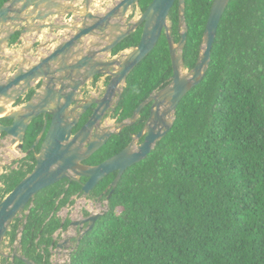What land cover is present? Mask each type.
<instances>
[{"label": "trees", "instance_id": "16d2710c", "mask_svg": "<svg viewBox=\"0 0 264 264\" xmlns=\"http://www.w3.org/2000/svg\"><path fill=\"white\" fill-rule=\"evenodd\" d=\"M7 1L0 0V8ZM152 1L139 0L138 7L144 11ZM213 1L186 0L184 60L190 70L199 57ZM169 19L178 42V0ZM142 31L143 26L114 54L136 46ZM173 73L164 31L155 49L129 74L116 110L119 120L131 117L153 91L169 84ZM150 113L148 105L134 125L114 135L95 155H111L126 146ZM43 126L42 117L33 122L25 150ZM36 162L30 151L15 161L18 167L0 175V202ZM114 176L96 186L94 197ZM82 193V184L68 178L41 190L26 208L31 206L27 220L16 218L7 236L14 241L25 223L26 256L50 264L53 235L71 222L58 213ZM72 264H264V0L230 1L206 76L181 100L168 134L125 171L108 212L73 252Z\"/></svg>", "mask_w": 264, "mask_h": 264}, {"label": "water", "instance_id": "95a60500", "mask_svg": "<svg viewBox=\"0 0 264 264\" xmlns=\"http://www.w3.org/2000/svg\"><path fill=\"white\" fill-rule=\"evenodd\" d=\"M109 1L8 0L0 8V135L4 134L0 149L17 144V149L23 150L31 123L40 116L44 118V126L31 149L37 159L33 171L0 202V252L14 220L23 216L27 220L37 193L64 178L80 182L82 197L88 199L102 179L118 171L109 186L111 192L106 201L109 205L125 171L144 160L168 134L181 100L206 76L219 23L231 0L213 1L200 54L191 70L184 60L188 39L186 0H178L181 35L178 42L173 38L169 19L177 0H153L144 11L138 7L139 0H112L113 4L107 7ZM136 7L140 13L130 19V13ZM141 26L143 31L136 46L109 57ZM44 29L48 30V40L38 42ZM63 30L75 33L58 35ZM164 31L174 71L170 83L153 91L131 117L115 128L102 126L106 113L114 112L119 106L129 74L155 49ZM17 33L20 35L14 45L17 49L9 53ZM97 75L110 77L103 95L83 97V87ZM32 90L35 91L32 93ZM30 93V99L23 101ZM149 104L150 116L128 146L97 165L85 163L113 134L134 125ZM92 107L89 120L74 132L80 117ZM48 115L52 118L50 125ZM3 118L12 122L5 124ZM140 138L144 140L137 144ZM38 144L41 146L36 151ZM5 155V152L0 154V169L4 166ZM82 177H88V180L82 181ZM79 212L82 214L83 209ZM105 213L91 212L85 218L72 220L57 246V252L60 253L62 248L65 250L66 260L55 264H71L72 249L79 248L82 239ZM24 227L25 223L16 236L18 247L22 245ZM72 241L76 246L70 249ZM18 258L26 264H36L23 254H18Z\"/></svg>", "mask_w": 264, "mask_h": 264}, {"label": "flooded vegetation", "instance_id": "af4514ba", "mask_svg": "<svg viewBox=\"0 0 264 264\" xmlns=\"http://www.w3.org/2000/svg\"><path fill=\"white\" fill-rule=\"evenodd\" d=\"M135 15H131L130 16V18H132V17H134ZM44 30H47V29H44ZM44 30L42 31V32H44ZM48 32V31H47ZM18 34V38H19V33H17ZM43 34V33H42ZM59 35V34H58ZM15 36V35H14ZM14 36H13V38H14ZM42 36V35H41ZM41 36L38 38L39 40H38V42L39 41H42V40H40V38H41ZM46 37L48 38V33H47V35H46ZM18 38L16 39V40H14V39H12V41H11V45H10V48H9V53H11V51H13V50H15V49H17V47H14V45H15V42L18 40ZM48 39H46V40H44V41H42V42H45V41H47ZM37 42V43H38ZM55 44V43H54ZM126 51V50H125ZM18 52V51H17ZM119 54V53H118ZM117 54H114V52L112 53V55L110 56V57H113V56H116ZM109 81H110V77L109 76H107V75H97L96 77H94L92 80H90V82H88L84 87H83V94H82V96L83 97H89L90 95H93L94 97H101L102 95H103V93H104V90H105V88H106V86L108 85V83H109ZM39 86H37L36 87V89L38 88ZM35 90H32V93L34 92ZM32 93H30L28 96H27V98H25L23 101H27V100H29L30 99V96L32 95ZM101 93V94H100ZM16 104H18V103H16ZM120 105V104H119ZM150 105V104H149ZM95 105H93V107H94ZM148 106V105H147ZM151 106V105H150ZM93 107L92 108H90V109H88L81 117H80V120H79V122H78V125L74 128V132H77L80 128H82L85 124H86V122L89 120V118L91 117V115H92V113H93V111H92V109H93ZM119 107V106H118ZM117 107V108H118ZM117 108L115 109V111L114 112H107L106 113V115L104 116V118H103V120H102V122H101V124H102V126H106V125H109V126H111V127H113V128H115L117 125H118V123H120V122H122V121H120L119 120V116L116 114V110H117ZM43 118V116H40L39 118ZM140 118V117H139ZM4 119V118H3ZM3 119H2V122L3 123H5V124H10L11 122H12V120H8V119H6L7 120V122H4L3 121ZM38 119V118H37ZM44 119V118H43ZM47 119H48V123H49V125H50V122H51V116H47ZM36 120V119H35ZM34 120V121H35ZM107 120H110V123H106V121ZM33 121V122H34ZM33 122L31 123V125L33 124ZM30 125V126H31ZM30 128V127H29ZM29 128H28V130H27V134H26V139H25V141H24V147H23V150H21V151H24L25 152V156L30 152V151H33V150H31L32 149V146H31V149L30 150H25L24 148H25V144H26V140H27V136H28V132H29ZM125 129V128H124ZM123 129V130H124ZM42 130V129H41ZM122 130V131H123ZM121 131V132H122ZM121 132H119L118 134H120ZM139 132V131H138ZM137 132V133H138ZM137 133H133L132 135H131V140L128 142V144L132 141V139H133V136L135 135V134H137ZM4 134H1V137L3 136ZM114 135H116V134H113L109 139H108V141L105 143V145L104 146H102L96 153H94L88 160H86L85 161V163H87V164H91V165H97V164H99V163H101V162H103L104 160H106V159H108V158H110L111 156H113V155H115V154H117L118 152H120V151H122L126 146H128V144L126 145V146H124L122 149H120V150H118V151H113L112 152V154L111 155H101L100 157H98V156H96L95 154H97V153H99V151L100 150H102L106 145H110L111 143H112V140H113V137H114ZM144 140V138H140L139 140H138V142H137V144H139V143H141L142 141ZM35 142V141H34ZM33 145V144H32ZM41 146V144H38L37 146ZM37 146H36V151H37ZM33 153H34V151H33ZM35 154V153H34ZM131 167V166H130ZM9 171V170H8ZM5 172H7V171H5ZM4 173V172H3ZM2 173V174H3ZM110 174H114L115 176H114V178L112 179V181H111V183L113 182V180L116 178V176H117V174H118V171H114V172H112V173H110ZM109 174V175H110ZM109 175H107V176H109ZM106 176V177H107ZM105 177V178H106ZM104 178V179H105ZM104 179H102L101 181H104ZM82 181H86V180H88V177H82V179H81ZM73 181V180H72ZM100 181V182H101ZM99 182V183H100ZM98 183V184H99ZM111 183H109L108 185H107V187L98 195V196H95L94 197V195H93V190L96 188H94L92 191H91V193L89 194V196H88V199L89 200H93L92 201V203H93V206H100L101 205V207H107V209H103V210H100V212L102 211V212H104V211H106V213L108 212V210H109V205L107 206V204H106V201L108 200V194L111 192V189L109 188V186H110V184ZM97 184V185H98ZM2 185V183L0 182V186ZM96 185V186H97ZM106 190H107V192H106ZM83 194V193H82ZM79 197H82V196H73L72 198L73 199H75V202L73 203V204H71V203H69V204H67L66 206H67V208H69L70 206H72V205H74L75 203H76V200H77V198H79ZM101 197V198H100ZM100 198V201L98 202V199ZM86 212H89L88 214L86 213ZM91 212H93V211H90L88 208L87 209H84V211L82 212V217L83 218H85V217H87V216H89L90 215V213ZM95 212H99V211H95ZM105 213V214H106ZM58 216H60L61 218H62V220L63 221H65L66 219H71V222H72V218H70V217H66V216H63V215H61L60 214V211H59V213H58ZM24 220H26V219H24ZM26 222V221H25ZM71 222H70V224L66 227V228H64V226L62 225L61 226V228L59 229V230H57L55 233H54V235H53V238H54V243L52 244V245H50L49 246V251H50V253H51V256L49 257V261H50V264H55V262L56 261H64V259H65V254H64V252H65V250L62 248L61 249V252L59 253V252H57V246H58V243H60L61 241H62V239H63V236H64V232H67V230H68V228L70 227V225H71ZM98 222V221H97ZM85 227H86V225H85ZM19 228H21V226L19 227ZM19 228H18V230H17V233H18V231H19ZM11 229V228H10ZM9 229V230H10ZM9 232V231H8ZM17 233H16V236H17ZM76 235H78L79 234V231H75L74 232ZM7 235H8V233H7ZM9 240L8 241V245H7V248L4 246V244H5V242H6V240ZM70 246V249H72V248H75V246H76V242H70V244H69ZM80 246V245H79ZM73 251H72V254H73V252L75 251V249H72ZM39 251V250H38ZM42 252H44V251H42ZM18 254H23L26 258H28L27 256H26V252L24 251V248H23V243H22V245L21 246H19L18 247V242H17V240L15 239L14 241H11L10 240V237L9 236H7L6 238H5V241L2 243V245H1V252H0V264H18V260H19V258H18ZM44 254V253H43ZM28 259H30V258H28ZM30 260H33L36 264H38L34 259H30ZM66 260V259H65ZM70 260H71V264H72V256L70 257Z\"/></svg>", "mask_w": 264, "mask_h": 264}, {"label": "rangeland", "instance_id": "374dc122", "mask_svg": "<svg viewBox=\"0 0 264 264\" xmlns=\"http://www.w3.org/2000/svg\"><path fill=\"white\" fill-rule=\"evenodd\" d=\"M138 10L139 8L136 7L134 8L131 13H130V16L131 15H135V16H138ZM130 18V17H129ZM131 19V18H130ZM170 24H171V21H170ZM106 123H110V120H107ZM1 135H0V141H1ZM17 145V144H16ZM12 146V145H8V147L6 149H0V154L1 152H5L6 155H5V162H4V166L3 168L0 169V175L5 172V171H8L12 168H16L18 167L19 165L17 163H15V160L18 158V157H21L23 158L25 156V152L24 151H21V150H18L17 149V146ZM15 159V160H14ZM14 160V161H12ZM93 200H89V199H84L83 197H79L77 198L76 200V203L72 206H70L69 208H67V206L63 207L60 211V214L63 215V216H66V217H70L72 219H77V218H80L82 217V214H80V208L83 209H89L90 211H100V210H103V209H107V207H101V205L98 207V206H93V203H92ZM120 208H116V212H120ZM66 232H64L65 234ZM8 239L6 240L4 246L7 248V243H8Z\"/></svg>", "mask_w": 264, "mask_h": 264}, {"label": "crops", "instance_id": "0c3cea01", "mask_svg": "<svg viewBox=\"0 0 264 264\" xmlns=\"http://www.w3.org/2000/svg\"><path fill=\"white\" fill-rule=\"evenodd\" d=\"M113 1L112 0H110L109 1V3L107 4V7H110L113 3H112ZM80 5V4H79ZM50 19H56V18H50ZM66 21H69V20H66ZM48 30H44V32H43V34H42V36H41V38H40V40H42V41H44V40H46V39H48L45 35H47V32ZM67 33H71V34H74L75 32H69L68 30H63V31H60L58 34L59 35H63V34H67ZM34 34H31V36H33ZM91 39H93V38H91ZM56 44V43H55ZM54 44V45H55ZM110 57V56H109Z\"/></svg>", "mask_w": 264, "mask_h": 264}, {"label": "clouds", "instance_id": "9594fccd", "mask_svg": "<svg viewBox=\"0 0 264 264\" xmlns=\"http://www.w3.org/2000/svg\"><path fill=\"white\" fill-rule=\"evenodd\" d=\"M139 12V11H138ZM140 13V12H139ZM127 50V49H126ZM125 87V86H124Z\"/></svg>", "mask_w": 264, "mask_h": 264}]
</instances>
